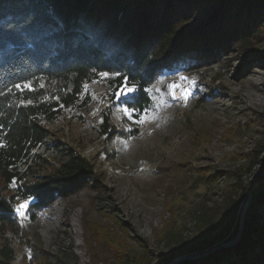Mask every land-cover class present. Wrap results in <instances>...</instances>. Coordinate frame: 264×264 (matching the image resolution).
Listing matches in <instances>:
<instances>
[{"label":"trees","instance_id":"obj_1","mask_svg":"<svg viewBox=\"0 0 264 264\" xmlns=\"http://www.w3.org/2000/svg\"><path fill=\"white\" fill-rule=\"evenodd\" d=\"M263 42L264 0H0V264L14 259L9 237L24 238L15 196L27 199L26 213L34 218L60 199L102 186L94 164L71 146L53 145L54 164L32 153L50 135L38 114L52 113L56 102L43 100L41 87L22 91L16 83L44 80L58 91L69 89L63 96L69 104L100 73L120 86L126 78L137 88L123 104L136 109L138 119L150 108L149 87L164 69L206 64L235 49L259 55ZM239 189L247 200L238 212L231 197L220 209L204 204L193 212L191 236L160 235L166 246L184 252L171 264H264V223L257 212L264 172L252 193ZM35 254L22 264H50L45 251ZM96 258L155 264L144 245L136 251L118 242L106 258Z\"/></svg>","mask_w":264,"mask_h":264},{"label":"rangeland","instance_id":"obj_2","mask_svg":"<svg viewBox=\"0 0 264 264\" xmlns=\"http://www.w3.org/2000/svg\"><path fill=\"white\" fill-rule=\"evenodd\" d=\"M258 50L244 55L235 49L206 64L164 69L149 87L144 123L121 111L130 94L117 97L120 85L111 76L85 83L69 104L63 103L69 89L31 82L43 89V100L56 102L52 113L38 114L50 135L32 153L54 164L53 145L71 146L94 164L102 186L60 199L34 218L26 207L23 218L18 214L24 238L9 237V264L27 262L40 250L50 264H102L96 256L106 258L116 242L136 251L144 245L155 264H171L184 252L166 246L160 235L191 236L193 212L204 204L220 209L231 197L232 210L244 207L247 194L238 196L239 187L252 193L264 172V42ZM171 83L189 90L187 101L179 90L173 97ZM25 200L15 196L13 204ZM257 212L264 223V203Z\"/></svg>","mask_w":264,"mask_h":264},{"label":"snow or ice","instance_id":"obj_3","mask_svg":"<svg viewBox=\"0 0 264 264\" xmlns=\"http://www.w3.org/2000/svg\"><path fill=\"white\" fill-rule=\"evenodd\" d=\"M119 75V74H117ZM100 76L104 79L109 78L110 74L109 73H100ZM181 80L186 79L185 77H181ZM194 83V81H193ZM130 85V86H129ZM171 94L173 95L174 98H176V91L179 90L181 92V95L183 96V99L185 101H187V98L189 96V90L183 88V86L179 83H171L168 85ZM14 88L17 90H28L31 91L33 90V86L32 83L30 81H24L22 83H16L14 85ZM137 86L135 84H131V82L129 80H127L126 78L123 79V83L120 86L119 90L116 92V96L119 97L121 95H127V94H131L136 90ZM21 103H24V101H21ZM28 103L30 104L31 101H28ZM121 111L130 119L133 120L136 123H144L146 120H148L150 118L147 110H145V112L140 116V118L138 120H136L134 113L136 112V109H129L128 107H123L121 109ZM28 205V201L25 200L23 203H21L20 205H18L16 207V212L19 214V216L21 218H23L25 216V209Z\"/></svg>","mask_w":264,"mask_h":264}]
</instances>
